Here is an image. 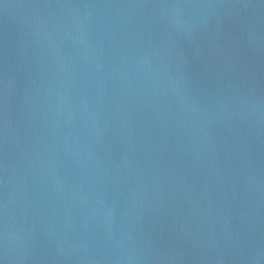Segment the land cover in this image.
<instances>
[{
    "label": "water",
    "instance_id": "1",
    "mask_svg": "<svg viewBox=\"0 0 264 264\" xmlns=\"http://www.w3.org/2000/svg\"><path fill=\"white\" fill-rule=\"evenodd\" d=\"M0 264H264V0H0Z\"/></svg>",
    "mask_w": 264,
    "mask_h": 264
}]
</instances>
